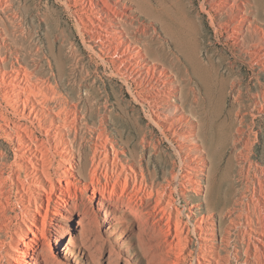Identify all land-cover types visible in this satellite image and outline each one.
Here are the masks:
<instances>
[{"label":"bare ground","instance_id":"1","mask_svg":"<svg viewBox=\"0 0 264 264\" xmlns=\"http://www.w3.org/2000/svg\"><path fill=\"white\" fill-rule=\"evenodd\" d=\"M78 2L84 10H73ZM65 3L77 17L84 43L92 44L95 57L114 75L125 78L134 100L145 108L148 122L144 125V117L135 106L130 108L124 96L110 91L107 84L101 91H96L95 85H86L85 96L66 88L70 59L63 60L59 51L50 48L48 64L52 74L43 71L35 61L20 59L19 55L27 49L9 42V29L1 22L4 27L0 26V140L4 138L15 147V159L11 164L4 163L0 147V264H39L42 260L58 264V256L46 247V240L51 237L63 243L64 225L58 222L71 221L76 215L85 237L88 226L99 216L90 207L92 200H97L100 210L106 213L109 208L115 220L121 217L122 208L114 203L121 201L126 216L138 224L141 234L150 226V220L157 222L172 247V264H182L184 226L179 210L172 206L168 186L175 181L182 187L184 176L193 180L195 173L189 170L185 175L183 168L195 170V158L203 159V152H212L216 142L233 140L236 146L247 132L243 126H234L231 115L235 108L225 118L212 109L214 85L218 81L223 88L227 79L218 71L211 54L207 60L198 56L196 37L200 29L192 13L183 7L175 14L168 11L165 29L171 40L164 45L147 38L146 27L129 26L119 7L121 0ZM250 5L251 0H202V10L208 11L212 20L225 29L232 45L239 46L240 54L246 51L264 65V24L246 13ZM10 8V0H0L2 14ZM11 15L15 18L13 14L5 16ZM94 17L104 25H96ZM167 46L178 47L179 55H172ZM240 96L239 93L236 98ZM256 104L260 105L258 101ZM238 116L243 122V116ZM84 119L89 126L87 132L82 131ZM234 128L238 137L233 136ZM156 129L162 138H155ZM163 138L175 150L177 165L173 163L169 174L162 164ZM161 177L168 185L159 180ZM13 190L18 210L10 203ZM233 193L227 196L223 209L233 206L226 213L233 227L237 219L246 216L245 232L249 238L245 242L244 264H250L251 256L256 261L263 259L259 264H264V227L252 241L250 236L258 231L252 227L254 219L244 209L247 195L242 193L236 198ZM211 196L210 192L208 205ZM215 226L212 222L197 226L205 230L201 252L209 260L207 264H223L215 246ZM75 242L71 235L66 247ZM63 252L68 258L67 250Z\"/></svg>","mask_w":264,"mask_h":264},{"label":"rangeland","instance_id":"2","mask_svg":"<svg viewBox=\"0 0 264 264\" xmlns=\"http://www.w3.org/2000/svg\"><path fill=\"white\" fill-rule=\"evenodd\" d=\"M65 2L66 0H10L11 8L7 11L8 13L0 12L2 15L0 26L4 27L1 23L4 22L9 29L7 33L9 42L18 46L22 44L27 49L19 55L20 59H29L30 62L33 61L32 63L35 61L40 64L43 71L52 74L48 64L52 55L50 48L53 52L58 53L59 51L63 60L69 61L70 59L67 64L69 79L64 82L66 88L76 89L77 92L85 96L86 85H95L96 91H101L105 90V84H107L110 91L124 96V100L126 104L130 105V108L135 106V109L144 117L143 124L145 125L148 122L145 108L142 104L136 103L128 90L125 78L114 75L109 67L104 65L98 57H95L91 50L92 44L84 43L83 34L77 24V17L72 10L67 8ZM81 4L78 2L77 8L73 7V10L82 11L83 5ZM119 7L122 11L124 10L130 27L135 28V25L136 28L141 29L146 27L147 38L154 39L164 45H167L171 40L165 29L168 11L175 14L183 7L191 12L200 29L199 36L196 37L198 56L207 60V56L211 54L218 64V71L224 79H227L223 88L219 87L218 81L214 85L211 98L212 109L225 118L228 111L235 108V112H237H233L231 115L235 119L234 126H243L247 132L242 136L241 141L236 143V146L233 144V140L227 143L216 142L212 152H203V159L195 158L197 163L195 170L186 166L183 168L184 173L186 172L185 175L189 173V170L192 174L195 173L193 180L187 176L182 177L184 178L181 180L184 183L182 187L178 182L171 180L168 188L172 191V206L176 211L179 210L177 213L184 226L183 256L185 261L182 260V264H197L198 261H200L199 264L209 263V260L205 259L201 252V243L203 242L201 236L205 230L197 227L206 222L216 225L215 246L218 249L220 263L244 264L245 242L249 238V234L245 232L247 229L246 216L237 219V224L233 227L230 215L228 217L226 214L230 209H233V206L225 207V209L223 207L231 192L234 191L232 196L236 198L240 197L242 193L247 195V199L244 198V209L247 208L246 212L254 219L252 227L258 232H253L250 237L253 239L252 241H255L258 233L264 227V65L257 63L249 54L245 53V50L240 54L239 46L236 48L232 45L225 29L220 28L219 23L212 20L208 11L202 10V0H121ZM87 13L93 16L90 11ZM246 13L251 19L260 20L264 24V0H251V5L246 9ZM6 14H13L15 18L12 15L7 18ZM83 14H85L84 17H87L86 12ZM93 19L97 23L96 25L99 23L104 25L101 20L98 22L97 18ZM248 44L247 41L244 48ZM167 47L172 55H179L178 47ZM233 82L236 87H233ZM239 93L241 96L236 98ZM256 101L260 105L257 106ZM238 115L243 116V122L240 123L241 118ZM86 118L91 119L89 114L86 115ZM83 127L82 131H89L85 119ZM157 130L155 138L160 139L162 135ZM233 131V136L238 137L236 128ZM245 137L248 142L244 143ZM169 142L163 138L160 149L163 158L162 164L167 174L174 168V157H176L174 146ZM0 147L3 152V162L11 164L15 159V147L4 138L0 140ZM175 165L177 164L174 163ZM159 180L168 185L162 177ZM11 192L13 194L11 193L10 203L14 209L18 210L16 190ZM210 192L212 196L210 205H208L207 199ZM99 197L98 194L96 199ZM114 204L122 208L119 213L121 217L118 220L113 218L114 213L109 211L108 207H106V210L108 208L106 213L100 210L97 200L90 202L91 209L99 216L98 221H93V224L88 226L85 237L81 232V226L77 223L78 215L71 221L58 222L62 226L64 225L62 230L65 235L64 242L56 241L51 237L45 242L46 247L58 256L57 263L172 264L175 259L171 253L172 247L162 234L159 224L150 220V226H147L145 232L141 234L138 224L126 216L125 205L117 200ZM154 226L156 230H154ZM231 226L232 228H229ZM65 229L66 232H64ZM71 235L75 237L77 244H70L71 246L66 247ZM64 250H67L68 258L64 256ZM251 257L250 264H259L261 260L263 261V259L257 258L256 261L255 258L253 259L254 256ZM39 264L49 263L42 260Z\"/></svg>","mask_w":264,"mask_h":264}]
</instances>
